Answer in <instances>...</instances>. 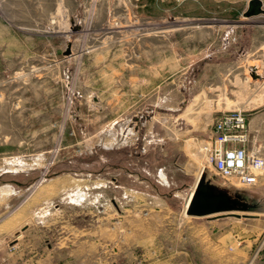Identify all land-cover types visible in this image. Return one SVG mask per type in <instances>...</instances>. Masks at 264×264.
<instances>
[{"label": "rangeland", "instance_id": "1", "mask_svg": "<svg viewBox=\"0 0 264 264\" xmlns=\"http://www.w3.org/2000/svg\"><path fill=\"white\" fill-rule=\"evenodd\" d=\"M247 2L0 0V264H264V169L238 215L183 212L199 172L233 187L200 150L221 112L264 157Z\"/></svg>", "mask_w": 264, "mask_h": 264}, {"label": "built area", "instance_id": "2", "mask_svg": "<svg viewBox=\"0 0 264 264\" xmlns=\"http://www.w3.org/2000/svg\"><path fill=\"white\" fill-rule=\"evenodd\" d=\"M248 119L239 109L221 112L211 124L209 138L200 150L204 164L215 174L241 185H255L264 169V157L248 148ZM204 168V166H202Z\"/></svg>", "mask_w": 264, "mask_h": 264}, {"label": "crops", "instance_id": "3", "mask_svg": "<svg viewBox=\"0 0 264 264\" xmlns=\"http://www.w3.org/2000/svg\"><path fill=\"white\" fill-rule=\"evenodd\" d=\"M162 170L159 171V176L162 173L165 174ZM202 174H203V172H202ZM201 180L204 182V186H202V190L204 191L206 196H212L218 201L217 206H216V210L213 213L206 214L204 216L216 217V216L227 215V214L238 215V214H236L237 210L236 211L228 210L230 208L231 204H235V205L241 204V198L237 195L242 193L243 187H239L238 183H234V182H236L235 179H230V182H229V185L233 184V185H231L233 187L227 186V184L225 182L217 181L211 175H206V178H203V176L201 175ZM195 184H196V182H195ZM195 188L194 187L191 188V191ZM184 202H185V198H184ZM237 207H239V206H237ZM240 212H242V211H240Z\"/></svg>", "mask_w": 264, "mask_h": 264}, {"label": "water", "instance_id": "4", "mask_svg": "<svg viewBox=\"0 0 264 264\" xmlns=\"http://www.w3.org/2000/svg\"><path fill=\"white\" fill-rule=\"evenodd\" d=\"M261 13L264 14L262 0H248L243 16L251 17ZM217 202L214 197L206 196L201 188L196 187L185 212L193 216H204L216 210Z\"/></svg>", "mask_w": 264, "mask_h": 264}, {"label": "bare ground", "instance_id": "5", "mask_svg": "<svg viewBox=\"0 0 264 264\" xmlns=\"http://www.w3.org/2000/svg\"><path fill=\"white\" fill-rule=\"evenodd\" d=\"M200 174H201V172H199V174H198V176H197L196 184H195L194 188L197 186V182H198V180H199V178H200ZM160 177L162 178V180H163L166 184H169V183H168V180H167V178H166V176H165V174L162 173ZM198 184H199V183H198ZM193 191H194V189H193L192 191L189 192V194L187 195V197H186V199H185L183 212H185V209H186L187 205L189 204V201H190V199H191V197H192Z\"/></svg>", "mask_w": 264, "mask_h": 264}]
</instances>
